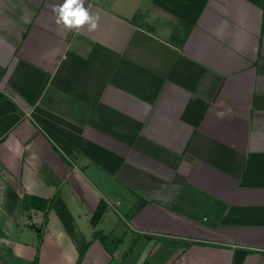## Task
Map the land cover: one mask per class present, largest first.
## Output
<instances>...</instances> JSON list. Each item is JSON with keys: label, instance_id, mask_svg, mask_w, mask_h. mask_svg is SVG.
Segmentation results:
<instances>
[{"label": "crops", "instance_id": "1", "mask_svg": "<svg viewBox=\"0 0 264 264\" xmlns=\"http://www.w3.org/2000/svg\"><path fill=\"white\" fill-rule=\"evenodd\" d=\"M0 0V264H264V0Z\"/></svg>", "mask_w": 264, "mask_h": 264}, {"label": "clouds", "instance_id": "2", "mask_svg": "<svg viewBox=\"0 0 264 264\" xmlns=\"http://www.w3.org/2000/svg\"><path fill=\"white\" fill-rule=\"evenodd\" d=\"M84 3L85 0H63L62 4L53 6L56 23L67 30L79 31L85 26L89 31L95 30L99 17L90 14Z\"/></svg>", "mask_w": 264, "mask_h": 264}]
</instances>
